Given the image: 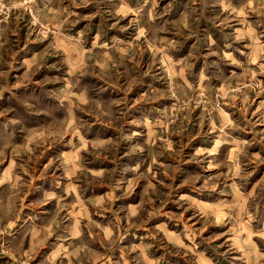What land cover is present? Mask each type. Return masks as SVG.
Listing matches in <instances>:
<instances>
[{
    "label": "rangeland",
    "instance_id": "rangeland-1",
    "mask_svg": "<svg viewBox=\"0 0 264 264\" xmlns=\"http://www.w3.org/2000/svg\"><path fill=\"white\" fill-rule=\"evenodd\" d=\"M0 264H264V0H0Z\"/></svg>",
    "mask_w": 264,
    "mask_h": 264
}]
</instances>
